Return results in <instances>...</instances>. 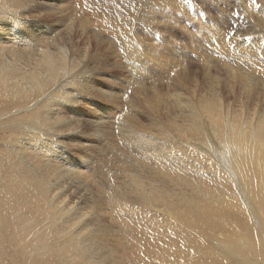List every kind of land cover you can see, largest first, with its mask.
I'll use <instances>...</instances> for the list:
<instances>
[{"label": "bare ground", "instance_id": "bare-ground-1", "mask_svg": "<svg viewBox=\"0 0 264 264\" xmlns=\"http://www.w3.org/2000/svg\"><path fill=\"white\" fill-rule=\"evenodd\" d=\"M81 1L0 0V264H264V81L249 71L264 77V0H241L260 33L245 46L218 36L223 54L203 55L214 79L197 85L181 74L182 60L122 23L156 32L154 6L178 2L115 0L123 17L98 18L113 44L105 53L87 20L75 26ZM118 47L136 64L113 59ZM120 68L128 75L107 83ZM67 79L68 93L57 90ZM76 122L104 136L78 154L81 164L60 147L64 127L80 139ZM102 156L111 183L99 197L97 188L84 194L83 205L81 180Z\"/></svg>", "mask_w": 264, "mask_h": 264}, {"label": "rangeland", "instance_id": "rangeland-1", "mask_svg": "<svg viewBox=\"0 0 264 264\" xmlns=\"http://www.w3.org/2000/svg\"><path fill=\"white\" fill-rule=\"evenodd\" d=\"M68 2H70V6L72 7L73 6V3H72L73 0H68ZM174 2H178L180 4L179 6H177L178 9H179V11H178V9H176V7H174V8L172 7L170 9V7H171L170 6V7H168L169 9H168V13L167 14L170 15V14H172L173 10H175L173 13H175L176 15L182 17V19L184 21V24H185V27L194 35V38L191 39V40H187L186 38H184L183 36H181L180 34H178V37L177 38L179 40H178L177 43H175V44L172 43V45H170L171 44V41H168L167 44H166V42H164L165 43V45H164L162 43V37L165 35V33H163V32L158 33L157 30H156V32L155 31H150L147 34L141 28L140 29L137 28L139 26V23H138V20L137 19H135V20H129V21L128 20H122V23H123V27L125 26L124 28L126 30H130V31L136 32V33H134V35H140L141 38H142V40H143V42L151 41L153 39L151 41L152 44H153V46H155V45L158 46L159 47V50L162 47V50H161L162 53H164V54L167 53L166 55H168V56H172V57H175V58H177L179 60H182L185 63L186 70L184 72H182L181 74L182 75H185V76L187 75L186 80H190V82H189L190 84L197 85L198 82L202 81V78H205L208 82L209 81H212L211 78L214 79V77L212 75H210V73L205 72V70H206L205 62L209 63V61H206L204 59L203 55H205V56H207V55L208 56H211L209 53H212L213 55L223 54L221 52H218L217 51V48H215V47H218L216 45H220V41H219L218 38H220L221 41L226 40L225 42H229L228 39H225V37L226 36L227 37H232V39L235 38L233 40L231 39L233 41V43L237 42L239 45L245 46L249 42L250 39L254 40L252 38L253 35H257L258 33H260L259 32L260 30L255 25H253V23L250 22V19L247 16L243 15V13H242V5H241L242 4V1L241 0H235V3H233L232 0H225V1L224 0H213V3H215V4H218L219 3L218 4L219 5V11L218 12H213V13H206L205 12V8H206V5L208 3V0H176V1L174 0ZM81 3H83V4L78 9H76V19L74 20L75 26L78 27V25L80 23L86 22V20H87V22L89 23V28L92 27V32L96 34V35H91L92 39L94 41L101 42L102 43L101 45L104 46L103 50L105 49L104 52L105 53L108 52V49L111 50L110 47L111 46L113 47V44H109V42L111 41L110 33H109V31H106V28L101 25V19L104 16V12L105 11H106L105 12V17H108L109 18L110 15H111V17H113L115 15V13H116V14L120 15L121 18H122L123 17V13H119L118 3L115 2V0L114 1L113 0H93V1L91 0L90 2H87L86 0L85 1L83 0V1H81ZM184 3L185 4L187 3L186 6H185ZM97 5H99V6L97 7ZM115 6H116V9H114ZM193 6L194 7L196 6V7L194 8ZM181 7H183V8H181ZM85 8H86L87 12H83V10ZM235 13L237 15H235ZM195 17H196V19H195ZM98 18H101V19H98ZM192 19H195V20H192ZM197 19H198L199 22L197 21ZM201 19H203V20H201ZM48 21H49L50 24L51 23H55L56 16H54L53 18H51V20H50V18H48ZM105 22H106V20H105ZM193 22H195V23H193ZM207 26L214 27V29H211L212 31L214 30V33L211 32L210 28L208 29ZM143 29H145L144 26H143ZM216 29H217V32H216ZM224 29H225L226 32H224ZM218 30L220 31L221 34L218 32ZM209 31H210V33L208 35V32ZM241 31H243V32H241ZM233 33L235 34L234 37H233ZM255 33H257V34H255ZM153 34H156L157 37H155V35H153ZM215 35H216V37H215ZM242 35H244V36H242ZM218 36H220V37H218ZM150 37H152V38H150ZM207 37H208L209 40L207 39ZM154 43H155V45H154ZM158 43H160V44H158ZM168 43H170V44L168 45ZM253 43L254 42H252V45H253ZM160 45H162V46H160ZM173 45L176 46V47L178 46L177 49H175L176 47H173ZM145 46H148V45L146 44ZM199 46L202 47V48H200ZM140 47H141V44H140ZM172 48H173V50H172ZM179 48L181 50L178 51ZM116 49H117L118 52L116 51ZM116 49H113L112 48V50H115V51H114L113 54H111V57L113 59H115L117 62H121V65L122 66H124L125 68H127V66H133V65L136 64V58L135 57L130 56L124 49H121L120 47H118ZM198 49L201 51L200 54L202 53V56L201 55L198 56V54H199V52H198L199 50ZM203 49L204 50L206 49V50L204 51ZM213 49H215V50H213ZM219 49H220V47H218V50ZM206 51L209 52V53H207ZM188 53H189V55H188ZM251 54H253V51H252ZM178 55H180V58H178ZM218 55H217V58H219ZM183 57H184V59H183ZM189 59L192 60L193 62L189 61ZM229 59H230V63H233V57H229ZM201 60H202V62H199ZM216 64H218V66L221 67V68L223 67L219 63H216ZM246 64L247 63L245 61H242V64H240V67L241 66H246ZM186 65H188L189 69H188V67ZM123 68H120V71H111L112 72L111 73V76L112 77H109L108 80H107V78L104 77V75L101 76V73H102L101 72L98 75V76H100L98 78V80L99 79L102 80V81L103 80H105V81L107 80L106 81L107 83H112V81H115V80L118 81V79H116L115 76L120 75L121 77H124V76L126 77L128 75V73H129V71L127 69H123ZM240 70H242V69H240ZM216 71H218V72H216ZM249 71H250L251 74H253L252 76L256 80L258 78L257 81H259V80H260L259 82H263L264 81V77H262L259 73H256V72H254L252 70H249ZM122 72H124V73H122ZM213 73H215V75L218 74L217 76H222V75L224 76L225 75V71L224 70H213ZM221 81H223L222 78H221ZM166 87H167V90H169V86L167 84L164 86V88L166 89ZM202 89L203 88L199 87L200 93H203L204 92V90L201 91ZM233 100H234L233 98L232 99L230 98V101L231 102H233ZM112 107H113V105L111 104L109 106V109L110 110H113L114 107L113 108ZM240 108H243V107H239V109ZM91 109L93 110V106H91ZM144 110H145V108L137 107V111L138 112H142ZM141 115H144V114L141 113ZM146 116L147 115H145L143 121L149 126L150 123H151L150 122L151 120H149V118H146ZM90 120L98 121V119H96V118H94L92 116H90ZM77 123L78 122L74 123V125L77 127L76 128V131L79 133L80 139L70 140L68 138V136H67L68 133H69V131H68L67 127H64L63 130H62V133L65 135V137L61 141L60 147H63V148L70 147L71 148L70 151H68L67 153H62V154L63 155L64 154H66V155L71 154L72 155V158H75L78 161V163L81 164L82 161H83V159L80 158L78 154H83L86 151H90V150L94 149L96 147V145H97V141L96 140H102V138L104 136H103L102 133H99L97 131V128L95 126H93L91 124H80L79 126H77L76 125ZM114 124H116V123H114ZM118 136H120V138ZM113 137H114L115 141H117V140H120L121 141V134H119V131L116 128H113ZM101 158H102V160H101ZM101 158L97 162L98 164L96 165V170L95 171H91V172L89 171L88 172V173H91V174H88V176L86 177V181L87 182H84L85 179L81 180V185H85L86 186V184H87L88 186H86L84 188H86V189L89 188L88 191L81 192V194H80L84 198L83 205H85V199H86V196H84V194L89 193L90 190H91L92 193H94V191L97 188V190H96L97 192L95 191L96 192L95 194H97L98 197H99L100 194L98 193V191H100V192H102L103 190L105 191V189L109 188V184L111 183L109 180L106 179L107 177L105 176V173L103 172L104 170H102V169H105V166H106L105 165L106 163L104 161L105 160V157L102 156ZM66 168L67 167L65 165L59 171L62 172V173H66L67 172V169ZM107 168H109V165H108V167H106V169ZM98 170H101L100 173H98L99 172ZM107 170H109V169H107ZM97 174H99V177H98ZM101 174H103V175H101ZM101 176H103V179H102ZM68 181H69V179H65L64 180V183H65L64 189H65V193L66 194H69L71 191H73L71 188L68 187V185H67V182ZM89 181H92V182H89ZM94 182L95 183L97 182V184H94ZM91 183H92V185H91ZM92 188L95 189V190H93ZM75 199H77V195L72 194L71 195V203H70V205L73 204V202L75 201ZM78 204L80 206L81 205V202H78Z\"/></svg>", "mask_w": 264, "mask_h": 264}, {"label": "snow or ice", "instance_id": "snow-or-ice-1", "mask_svg": "<svg viewBox=\"0 0 264 264\" xmlns=\"http://www.w3.org/2000/svg\"><path fill=\"white\" fill-rule=\"evenodd\" d=\"M235 3V0H232ZM219 11V5L213 3V0H208V3L205 8L206 13H213ZM168 7L165 4L157 3L154 6V13L151 15L150 19L154 21V27L157 29V32H163L165 35L162 37V43L171 41L172 43L178 42V34L186 38L187 40H191L194 38V35L185 27L184 21L181 16L176 15L175 13L167 14ZM235 34L233 33V36ZM228 39L229 43L231 42L232 37H225ZM202 42V41H201ZM71 84V80H65L61 85L58 86L59 88H63L66 93H68V85ZM69 99L68 95L64 96H53L52 100L59 102H65ZM50 105L48 106V108ZM124 111V109H121ZM117 117H114L115 120ZM29 138V137H28ZM53 142H57L55 139L52 140ZM5 145L0 143V147H4Z\"/></svg>", "mask_w": 264, "mask_h": 264}]
</instances>
